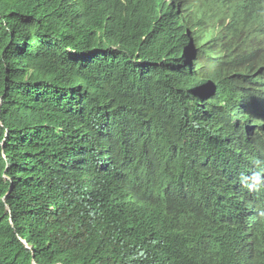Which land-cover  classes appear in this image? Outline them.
Returning <instances> with one entry per match:
<instances>
[{
    "label": "trees",
    "instance_id": "16d2710c",
    "mask_svg": "<svg viewBox=\"0 0 264 264\" xmlns=\"http://www.w3.org/2000/svg\"><path fill=\"white\" fill-rule=\"evenodd\" d=\"M214 2L0 0V264H264V0Z\"/></svg>",
    "mask_w": 264,
    "mask_h": 264
},
{
    "label": "clouds",
    "instance_id": "9594fccd",
    "mask_svg": "<svg viewBox=\"0 0 264 264\" xmlns=\"http://www.w3.org/2000/svg\"><path fill=\"white\" fill-rule=\"evenodd\" d=\"M171 1V0H167ZM213 8H219L218 5L214 2ZM228 24V23H227ZM234 46L239 48L240 50L246 49L249 50L252 53L258 52L263 50L264 51V7L261 12V20L257 24H250L249 29L247 32V29L243 33V35L240 38H237L234 41ZM261 64V66H259ZM254 70H262L264 69V52L260 56L259 59H257V62L252 67ZM249 67V70L252 69ZM244 69V68H242ZM238 70V73H247L242 72L241 70ZM212 89L215 90L216 86L215 84H212ZM264 171H257L253 170L251 172V175H244L241 174L240 176V184L243 189H246L249 192L260 190L261 188H264ZM261 216L264 217V212L261 213Z\"/></svg>",
    "mask_w": 264,
    "mask_h": 264
},
{
    "label": "water",
    "instance_id": "95a60500",
    "mask_svg": "<svg viewBox=\"0 0 264 264\" xmlns=\"http://www.w3.org/2000/svg\"><path fill=\"white\" fill-rule=\"evenodd\" d=\"M10 224H11L12 228L14 229V225H13L12 220H10ZM14 232H15L17 238L20 241H22L26 247H28L30 250H32V247L28 245V243L17 233V231L15 229H14ZM34 264H36V263L34 262Z\"/></svg>",
    "mask_w": 264,
    "mask_h": 264
},
{
    "label": "rangeland",
    "instance_id": "374dc122",
    "mask_svg": "<svg viewBox=\"0 0 264 264\" xmlns=\"http://www.w3.org/2000/svg\"><path fill=\"white\" fill-rule=\"evenodd\" d=\"M259 66H261V64H259ZM242 72H248L249 71V67H246L244 69L241 70ZM138 196H136V200H137Z\"/></svg>",
    "mask_w": 264,
    "mask_h": 264
}]
</instances>
